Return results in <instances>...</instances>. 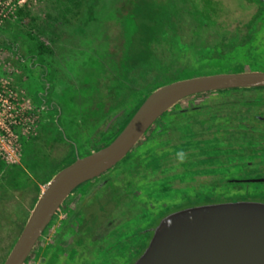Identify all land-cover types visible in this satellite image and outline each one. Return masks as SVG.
<instances>
[{
	"label": "rangeland",
	"instance_id": "obj_1",
	"mask_svg": "<svg viewBox=\"0 0 264 264\" xmlns=\"http://www.w3.org/2000/svg\"><path fill=\"white\" fill-rule=\"evenodd\" d=\"M209 1L0 0V258L21 231L37 187L76 156L105 145L110 138L99 143L100 133L113 115L123 119L160 86L207 76L211 71L195 66L215 48V64L237 58L243 48L230 52L233 39L226 40L237 38L233 25L253 5L219 0L217 12ZM207 17L220 22L216 31L200 22ZM44 72L51 87L47 100L60 106L67 139L59 135L54 113L35 100ZM76 201L59 214L39 252L49 249ZM36 254L26 264H37Z\"/></svg>",
	"mask_w": 264,
	"mask_h": 264
},
{
	"label": "flooded vegetation",
	"instance_id": "obj_2",
	"mask_svg": "<svg viewBox=\"0 0 264 264\" xmlns=\"http://www.w3.org/2000/svg\"><path fill=\"white\" fill-rule=\"evenodd\" d=\"M247 1L253 7L233 25L237 38L226 40L233 39L230 52L234 46L243 48L237 60L215 64V48L205 56L206 62L196 63L211 71L206 75L264 73V0ZM209 2L220 11L219 0ZM207 18L200 22L216 31L220 22ZM224 21L227 27L229 20ZM40 78L42 88L35 97L47 109L50 84L44 82L45 74ZM130 113L121 120L118 113L113 115L99 143L108 140ZM92 181L65 203L62 215L77 200L62 217L49 249L39 252L43 243L35 252L37 264H131L157 223L171 212L208 203L264 202V87L186 98L158 118L122 161ZM56 224L49 226L46 237Z\"/></svg>",
	"mask_w": 264,
	"mask_h": 264
},
{
	"label": "water",
	"instance_id": "obj_3",
	"mask_svg": "<svg viewBox=\"0 0 264 264\" xmlns=\"http://www.w3.org/2000/svg\"><path fill=\"white\" fill-rule=\"evenodd\" d=\"M253 87H264V73L200 76L151 91L105 145L76 156L41 187L2 264H26L66 199L122 161L177 103L203 93ZM131 264H264V202L208 203L171 212L157 223Z\"/></svg>",
	"mask_w": 264,
	"mask_h": 264
},
{
	"label": "trees",
	"instance_id": "obj_4",
	"mask_svg": "<svg viewBox=\"0 0 264 264\" xmlns=\"http://www.w3.org/2000/svg\"><path fill=\"white\" fill-rule=\"evenodd\" d=\"M44 74H45V72H44ZM46 80H44V82H47V83H49L50 84V79L46 76ZM43 86H45V85H43ZM50 86V85H49ZM50 92H51V87H49L48 89H47V95H49L50 94ZM35 100H36V102H37V98L35 97ZM47 103L49 104L48 105V107H46L48 110H51L53 113H54V115H55V122H56V125L58 126V128H59V135L62 137V138H64V139H67V136L63 133V131H62V129H61V127H62V124H61V109H60V106L56 103V102H53V101H47ZM70 162H68L67 164H65L64 166H66V165H68ZM49 181V179L46 181V182H44V183H42V185H45L47 182ZM39 191H40V188L39 187H37V192L39 193ZM13 242H14V240H13ZM13 242H11L10 243V246L7 248L8 249V251H9V249H10V247L12 246V244H13ZM8 251H7V253H8ZM6 253V254H7ZM5 257H6V255H5ZM5 257L3 256V257H1L0 258V264H2V262L4 261V259H5Z\"/></svg>",
	"mask_w": 264,
	"mask_h": 264
}]
</instances>
